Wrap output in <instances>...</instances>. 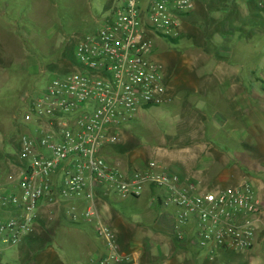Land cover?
Masks as SVG:
<instances>
[{"label":"built area","instance_id":"1","mask_svg":"<svg viewBox=\"0 0 264 264\" xmlns=\"http://www.w3.org/2000/svg\"><path fill=\"white\" fill-rule=\"evenodd\" d=\"M197 0H121L110 19L89 20L77 35L74 68L32 97L21 118L22 169L0 188V243L15 248L34 232L42 209L57 208L76 225H94L106 254L86 264H135L100 218L98 193L138 198L147 186L171 208L178 244L212 253H242L254 243L262 213L250 182L208 190L185 183L149 160L127 174L101 155L119 127L148 107L172 102L155 39L176 40ZM264 10V0L258 1Z\"/></svg>","mask_w":264,"mask_h":264},{"label":"crops","instance_id":"2","mask_svg":"<svg viewBox=\"0 0 264 264\" xmlns=\"http://www.w3.org/2000/svg\"><path fill=\"white\" fill-rule=\"evenodd\" d=\"M258 1L197 0L190 14L193 21L190 28L201 34L204 31V36L208 34L206 48L209 47V56L197 55L193 62L187 56H181L179 66L188 69L187 75H174L171 89L169 82L166 81V85L169 94L172 91L174 95L177 90L192 95L188 98L192 102L188 103L195 106V115L202 118L206 126L202 132L197 128L194 132L192 127L186 129L180 138L185 139L184 142L180 147L164 150L165 158L154 153V161L185 183H202L206 172L211 177L212 186L226 187L242 180L253 185L257 197L262 200L253 246L247 252L234 253L224 264H264V10L259 12ZM9 3L0 0V5L7 8L6 12L0 9V16L9 21V25L15 21L27 23L26 16L22 17L26 12L24 2L13 0L12 5ZM71 4L79 15L82 28H85L88 0H72ZM11 9L16 18L6 16ZM51 10L56 13L59 10L60 17L47 18L44 21L47 27L60 29L63 38L67 36L76 42L80 30L68 32L60 23V18L65 17L64 7L58 4ZM237 10L241 15L232 14ZM29 61L27 71L36 70ZM176 85L178 89H174ZM6 123V129L0 130V187L6 186L9 177L16 176L23 167L19 160L20 150L13 152L21 146L20 138L14 140L16 131L10 120ZM200 133L202 136L198 137ZM195 140L204 143L192 146ZM12 157L16 161L13 166L7 161ZM135 158H130L126 167L117 165L116 168L124 174L144 170L146 162L141 163ZM231 162H234L233 172L226 168ZM238 165L242 167V176ZM97 195L107 198L95 201L101 220L115 233L120 252L133 255L135 264H158L160 260L164 261L163 264H217L218 253H224L214 252L210 259L205 250L191 248L192 251L177 242L174 247L166 244V240L174 235L175 219L173 212L159 205L160 193L151 186H147L140 197L131 198L138 202L133 209L137 218H127L116 212L113 206L118 201L109 202L113 195L104 192ZM124 232H132L134 236L126 238ZM135 235L141 236L140 242L135 243ZM25 239L36 247L30 246L25 251L19 249L21 244L5 248L3 255L0 254V264H83L106 254L96 238L93 224H72L57 208L42 209L37 215L34 232ZM10 252H13L12 256L6 257ZM201 255L207 257L206 263L199 262Z\"/></svg>","mask_w":264,"mask_h":264},{"label":"rangeland","instance_id":"3","mask_svg":"<svg viewBox=\"0 0 264 264\" xmlns=\"http://www.w3.org/2000/svg\"><path fill=\"white\" fill-rule=\"evenodd\" d=\"M22 1L24 2L26 10L25 13L23 12L22 17L25 18L26 16L27 23H23V21L18 23L15 21L9 25V21L4 20V17L0 16V130L6 129V122L10 120L13 130L16 131L13 136L14 140L16 137H21V118L30 99L40 94L51 78H61L75 71L73 62L75 42L73 39H68L67 36L63 38L60 29L51 30L47 27V23L44 22L49 17H60L59 14H57L59 10L56 13L53 12L51 8H55L58 4L64 7L63 15L65 17L60 18V23L68 32H77L80 30V33H89L94 30V27L89 22L90 19L108 20L121 5V0H88V15L85 17L87 24L85 28H82L79 15L75 12L72 6L73 4H71L72 0H58L60 3L56 0ZM8 2H10L9 5H12L13 0H8ZM0 9H2L1 11L3 12L7 10V8L5 9V7L1 5ZM259 12L263 11L259 9ZM232 14L241 15L238 10L232 12ZM10 15L12 19L13 17L16 18L15 11L12 9ZM189 16L183 19L181 35L175 40L176 42L172 43L163 38L155 39L157 60L164 69L166 81L169 82V89L172 88V86L170 88V83L174 75L177 74L179 77L187 75L188 69L184 68V70L179 66L178 61L181 59V56H187V58L193 62L197 55H208L207 51H209V47L206 48V46L209 41V36L208 34L204 36V31H202L201 34L197 29H191L190 25L193 21L191 16ZM190 32L191 34H189ZM80 33L76 34V36ZM51 35H53V37H50ZM204 41H206V43ZM29 60L33 62V67H35L36 70L29 69V71H27L28 63H30ZM178 88L179 86L177 85L174 87V89ZM170 95L172 96V102L169 105L163 107H148L144 109L136 119L122 124L119 129L114 132V134L118 136L117 143L101 151V155L108 164L114 167L117 165L126 167L129 165L130 158L133 157H136L135 159L138 158L141 163H147V161L151 159L155 160V152H157L156 156L162 155L163 159L165 158L164 150L173 146H181L180 143L184 142L182 140L185 139L181 140L180 138H182V134L186 129L188 130L189 127H192V130L195 128L200 132L204 130L206 125H204L202 118H197L195 115V106H190L191 103H188L192 102L191 99H188L191 98L192 95L186 94L185 92H177V90L174 95L171 91ZM192 112H194V115H192ZM11 124H8L9 129ZM194 132H196V130H194ZM193 136L196 138V135ZM201 136L202 133L198 135V137ZM202 143H204V141L198 142V140H195L192 146L202 145ZM13 144L17 147L15 141H13ZM19 150L20 147L13 150V152ZM13 159L12 157L7 160L11 166H13V164L16 165V161ZM231 163L232 164H228L226 168H229V170L233 172L234 162ZM238 170L240 172L239 175L242 176L243 172L240 165H238ZM210 181L211 177L205 172L203 182L204 184H206V182L208 183L205 187L209 191L215 188L228 187L212 186ZM243 181L244 180L241 182ZM239 183H237V185ZM4 187L5 185L0 188ZM108 194H110V196L113 195L109 202L118 201L117 204L113 206L116 212L127 218H137V214H135L133 209L138 202H134L131 198L116 196L113 193ZM97 199L101 201L103 199L107 200V198L102 195H97L96 200ZM100 203L101 205L103 204V202ZM166 210L172 212L171 208H167ZM135 233L139 235L140 232ZM141 235H144V232ZM124 236L127 238L134 236V234L132 232H124ZM140 237L141 236L135 235V243L140 242ZM172 237L171 239H167L165 243L174 247L176 240L174 235ZM23 241L24 243H22ZM23 241L20 243L21 246L19 247V249L23 251L29 249L30 246H32V248L36 247L34 244H28V239H24ZM185 246H188L190 249L192 248L189 245ZM5 248L6 246L0 243L1 255L6 251ZM191 250L193 251V249ZM12 254L13 252H10L6 257H11ZM218 254L220 255L216 258V263L224 264L227 263L230 256L234 253ZM206 258V256L201 255L199 262L206 263ZM86 263L87 262H83V264ZM163 263V260L158 262V264Z\"/></svg>","mask_w":264,"mask_h":264},{"label":"trees","instance_id":"4","mask_svg":"<svg viewBox=\"0 0 264 264\" xmlns=\"http://www.w3.org/2000/svg\"><path fill=\"white\" fill-rule=\"evenodd\" d=\"M6 16L8 17V18H10L11 17V19H12V16L10 15V12L9 11H7V13H6ZM10 16V17H9ZM14 18V17H13ZM168 40V39H167ZM170 42H172V43H174V42H176L174 39L172 40H169Z\"/></svg>","mask_w":264,"mask_h":264}]
</instances>
